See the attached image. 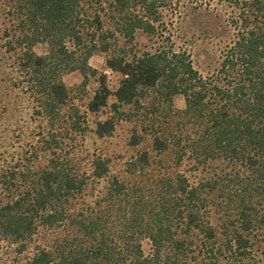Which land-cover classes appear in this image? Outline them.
<instances>
[{"label": "trees", "instance_id": "obj_1", "mask_svg": "<svg viewBox=\"0 0 264 264\" xmlns=\"http://www.w3.org/2000/svg\"><path fill=\"white\" fill-rule=\"evenodd\" d=\"M13 1L6 48L19 50L39 113L85 134V116L64 113L62 77L96 76L88 61L101 52L122 77L113 112L122 120L130 118L121 107L148 113L141 128L153 134L157 160L144 151L127 164L134 179H119L101 157L87 164L52 136L40 171L18 178L0 166V264H260L252 238L264 231V0ZM212 13L231 35L203 74L190 50ZM138 33L158 46L138 50ZM39 43L47 55L34 53ZM98 83L90 113L111 96L103 75ZM176 96L183 110L174 109ZM113 130L107 120L95 134ZM92 185L101 188L95 195Z\"/></svg>", "mask_w": 264, "mask_h": 264}, {"label": "rangeland", "instance_id": "obj_2", "mask_svg": "<svg viewBox=\"0 0 264 264\" xmlns=\"http://www.w3.org/2000/svg\"><path fill=\"white\" fill-rule=\"evenodd\" d=\"M15 5L13 0H0V166L9 165L11 169L17 171V177L27 176L33 171H40L47 165L49 156L42 151L43 143L50 137H55L57 142L63 143L64 148L73 147L77 157L83 159L87 164L97 157H101L107 164L109 174L119 179H134L127 173V164L144 151L148 152L152 160H157V155L153 151L152 133H145L142 122L149 123L148 113L137 106L121 107L120 112H125L130 120H122L113 112V105L116 100L113 93L118 89L121 75L111 71L105 64V55L95 52L88 61V66L97 72L96 76H89L87 79L79 72H73L62 77L69 100L64 113H70L77 109L80 115L85 116L86 133L75 135L67 133L66 128L58 129L49 124L48 118L43 113H39V98L34 93L32 86L33 79L29 72L20 65V52L7 51L5 33L11 37L14 28L12 20L16 19ZM18 20V19H17ZM222 19H217L212 13L205 19L203 29L206 36L198 37L194 40L191 48V55L196 69L206 74L213 71L217 66L219 58L218 45H225L229 42L230 33L227 32ZM137 49H153L158 46V42L152 40L142 33H138L136 38ZM33 51L38 56L48 54L49 48L45 43L36 44ZM104 76L106 85L111 93L107 101V106L97 113L88 111V104L98 90V77ZM150 103L145 99L140 101L145 107ZM175 110L184 109V100L180 96L173 99ZM41 112V111H40ZM144 112V113H143ZM143 113V116L140 115ZM121 117V116H120ZM107 120L114 121V130L104 137L95 134L97 123ZM133 136L141 137V144L137 147L130 145ZM62 137V138H61ZM170 163L171 158L167 161ZM184 171L186 168H179ZM189 181L195 182L196 176L185 173ZM205 178L212 176L203 175ZM199 175L200 177H203ZM21 181V180H20ZM102 186V185H101ZM101 188L92 185L90 194H96ZM216 217L212 220L214 224ZM256 255L260 259V264H264V231H259L252 238ZM143 249L148 252L150 245L147 241L143 243Z\"/></svg>", "mask_w": 264, "mask_h": 264}]
</instances>
